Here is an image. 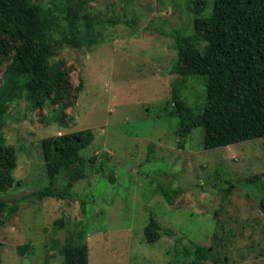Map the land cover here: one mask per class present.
<instances>
[{
	"label": "rangeland",
	"instance_id": "rangeland-1",
	"mask_svg": "<svg viewBox=\"0 0 264 264\" xmlns=\"http://www.w3.org/2000/svg\"><path fill=\"white\" fill-rule=\"evenodd\" d=\"M188 1L44 0L52 19L51 62L69 74L70 98L34 109L25 93L8 103L1 131L16 148L18 166L16 185L0 200H26L1 229L2 264H64L62 248L84 231L89 264H192L199 258L201 264H264L257 192L237 186L225 198L218 187L220 176L264 173V139L204 150V130L197 128L184 148L177 145L176 76L169 72L177 58L175 30L192 31ZM68 15L77 16L74 24ZM64 36L79 47L62 45ZM1 57L0 87L13 51ZM205 88L196 77L185 91L197 112ZM86 129L95 140L81 152L86 178L75 184V198L32 196L48 186L42 140ZM103 163L114 171V183L103 177ZM166 186L184 188L172 206L159 190ZM151 215L174 236L146 242Z\"/></svg>",
	"mask_w": 264,
	"mask_h": 264
},
{
	"label": "trees",
	"instance_id": "trees-1",
	"mask_svg": "<svg viewBox=\"0 0 264 264\" xmlns=\"http://www.w3.org/2000/svg\"><path fill=\"white\" fill-rule=\"evenodd\" d=\"M187 9L193 15L192 31L183 34L175 30L177 58L169 72L176 76L171 97L174 117L178 118L175 130L178 147L184 148L197 128L204 130V150L264 139V0H189ZM209 9L210 15L202 16ZM69 16L74 24L77 16L73 15V20ZM51 33L52 19L44 0H0V62L1 55L13 51L0 87V193L16 185L13 171L18 166L16 148L7 144L1 131L8 103L25 93L34 109L46 101L56 106L70 98L69 74L62 64L51 62L54 54ZM60 43L75 47L80 44L67 36ZM196 77L206 82L204 105L198 112L185 99V91ZM94 140L90 129L43 139L41 152L48 186L30 194L40 201L74 199L75 184L86 178L87 160L81 152ZM153 152L152 144L147 161ZM101 168L103 177L114 183V171L108 170L105 163ZM237 186L255 190L264 211V173L235 180L220 176L218 187L225 198ZM180 187L159 189L168 205H174L184 193ZM25 200V196L0 200V264L1 229ZM85 203L81 201L86 213ZM143 232L148 243L159 241L163 235L174 236L173 230L163 228L153 215ZM86 238L87 233L81 232L74 245L62 248L64 264H89ZM202 259H195L192 264H201Z\"/></svg>",
	"mask_w": 264,
	"mask_h": 264
},
{
	"label": "water",
	"instance_id": "water-1",
	"mask_svg": "<svg viewBox=\"0 0 264 264\" xmlns=\"http://www.w3.org/2000/svg\"><path fill=\"white\" fill-rule=\"evenodd\" d=\"M158 11L161 12L162 11V6L158 3Z\"/></svg>",
	"mask_w": 264,
	"mask_h": 264
}]
</instances>
